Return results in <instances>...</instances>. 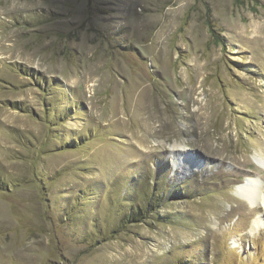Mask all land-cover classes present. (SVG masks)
<instances>
[{"label":"rangeland","instance_id":"rangeland-1","mask_svg":"<svg viewBox=\"0 0 264 264\" xmlns=\"http://www.w3.org/2000/svg\"><path fill=\"white\" fill-rule=\"evenodd\" d=\"M261 163L264 0H0V264H264Z\"/></svg>","mask_w":264,"mask_h":264},{"label":"bare ground","instance_id":"bare-ground-1","mask_svg":"<svg viewBox=\"0 0 264 264\" xmlns=\"http://www.w3.org/2000/svg\"><path fill=\"white\" fill-rule=\"evenodd\" d=\"M181 143L174 142L170 148V156L173 159L174 165L180 156L184 155V147ZM264 166V163H261ZM258 181H248L246 184L239 185L236 188L237 195L242 199L249 207H259L263 210L264 215V194L258 190ZM258 227V223L255 225V229Z\"/></svg>","mask_w":264,"mask_h":264}]
</instances>
